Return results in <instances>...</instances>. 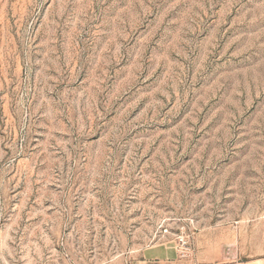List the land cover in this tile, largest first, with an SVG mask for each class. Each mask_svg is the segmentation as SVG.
Returning a JSON list of instances; mask_svg holds the SVG:
<instances>
[{
	"label": "rangeland",
	"instance_id": "1",
	"mask_svg": "<svg viewBox=\"0 0 264 264\" xmlns=\"http://www.w3.org/2000/svg\"><path fill=\"white\" fill-rule=\"evenodd\" d=\"M0 264H264V0H0Z\"/></svg>",
	"mask_w": 264,
	"mask_h": 264
},
{
	"label": "built area",
	"instance_id": "2",
	"mask_svg": "<svg viewBox=\"0 0 264 264\" xmlns=\"http://www.w3.org/2000/svg\"><path fill=\"white\" fill-rule=\"evenodd\" d=\"M169 233V229H164V234L167 235ZM177 243L181 247V249H185L189 244V239L185 234H178L177 235Z\"/></svg>",
	"mask_w": 264,
	"mask_h": 264
},
{
	"label": "crops",
	"instance_id": "3",
	"mask_svg": "<svg viewBox=\"0 0 264 264\" xmlns=\"http://www.w3.org/2000/svg\"><path fill=\"white\" fill-rule=\"evenodd\" d=\"M174 252V251H172ZM164 254H166L165 256H167L169 253H168V250L164 252ZM168 257V256H167ZM161 258V257H160Z\"/></svg>",
	"mask_w": 264,
	"mask_h": 264
}]
</instances>
